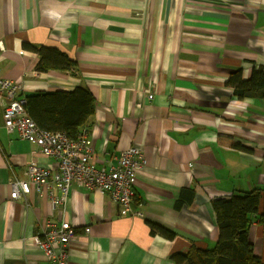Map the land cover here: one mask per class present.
Returning <instances> with one entry per match:
<instances>
[{"label": "crops", "instance_id": "0c3cea01", "mask_svg": "<svg viewBox=\"0 0 264 264\" xmlns=\"http://www.w3.org/2000/svg\"><path fill=\"white\" fill-rule=\"evenodd\" d=\"M25 42L56 47L77 66L37 70ZM260 66L264 0H0L1 75L21 81L26 99L88 87L97 165L117 163L130 146L147 159L134 178L143 216L75 183L63 211L35 189L12 198L29 166L57 162L9 131L0 107V264H48L35 242L47 218L77 225L68 264H179L173 253L212 247L213 200L264 188V96L239 98L227 84L233 71L250 79ZM151 223L175 236L152 234ZM250 238L264 259V225L255 222Z\"/></svg>", "mask_w": 264, "mask_h": 264}, {"label": "built area", "instance_id": "2783aa9c", "mask_svg": "<svg viewBox=\"0 0 264 264\" xmlns=\"http://www.w3.org/2000/svg\"><path fill=\"white\" fill-rule=\"evenodd\" d=\"M22 89L21 81L4 77L0 70V107L5 126L9 131H17L20 138L36 143L44 154L54 157L57 168L29 166L25 179L12 181L11 197L19 198L35 189L39 195L49 198L53 209L63 211L75 183L108 192L124 215L143 216V212L134 207V178L137 170L147 164L143 151L130 146L120 154L117 163L109 167L97 165L86 128H82L77 137H70L62 130L41 128L26 109L27 99L19 94ZM152 97L150 93L149 98ZM40 228L35 242L45 253L48 264H68L70 245L80 235L77 225L67 218L60 221L47 218L40 223ZM90 231L91 227H85V234Z\"/></svg>", "mask_w": 264, "mask_h": 264}, {"label": "trees", "instance_id": "16d2710c", "mask_svg": "<svg viewBox=\"0 0 264 264\" xmlns=\"http://www.w3.org/2000/svg\"><path fill=\"white\" fill-rule=\"evenodd\" d=\"M39 55L37 70L52 68L71 69L77 61L56 47L24 43ZM239 98L264 96V67L254 69L250 79H243L241 70L233 71L227 81ZM29 115L41 128L62 130L70 137H77L95 112V97L86 86L73 90L36 92L27 96ZM229 143L240 146L232 139ZM217 215L219 238L208 248L192 244L186 252H175L171 258L176 263L188 264H264V259L254 251L250 230L255 224L264 225V188L219 197L213 200ZM151 233L173 238L175 232L151 223Z\"/></svg>", "mask_w": 264, "mask_h": 264}]
</instances>
